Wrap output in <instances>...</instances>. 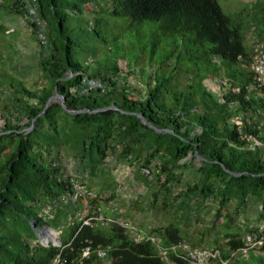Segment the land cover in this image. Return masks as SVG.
<instances>
[{"label": "trees", "instance_id": "obj_1", "mask_svg": "<svg viewBox=\"0 0 264 264\" xmlns=\"http://www.w3.org/2000/svg\"><path fill=\"white\" fill-rule=\"evenodd\" d=\"M33 1L37 2L38 12L48 25L46 32L52 46L48 50L41 49V64L51 78V85L31 89L21 80L9 77L8 88L15 92L13 102L19 105L16 108L25 121L5 123L0 128V155L6 151L0 161V264H50L58 253L63 264H164L166 259L174 264H193L184 257L183 247L187 242L183 241L181 227L176 223L153 229L151 236L158 240L155 242L147 236L142 239L133 236L120 223H101L97 220L98 212L89 216L88 224L62 225L55 214L51 218L42 216L41 206L17 200L14 179L18 161L37 172L43 199L74 198L69 180L61 178V166L56 160H45L38 151L42 146L60 145L59 128L64 130L72 147L77 148L78 159L85 164L82 170H87L88 174L101 167L104 157L115 146H120L117 153L120 159L136 152V148L154 146L157 154L169 159L156 168L158 178L166 173L162 186L175 176L168 162L176 166L181 159L190 157L197 163L199 179L186 194L197 193L205 199L216 194L222 204L254 196L261 200L264 212V160L258 149L254 147L252 152L248 147L253 139L264 140L258 137L256 119H264V83H259L251 68L253 53L246 48L244 16L227 14L218 0H108L107 13L130 17V27L151 21L156 24V37L159 32L181 40L180 47L162 51L159 60L173 56L177 68V65L183 67L184 57L187 59L183 68L189 77L184 86L172 83L162 71L154 75L148 72L146 81L140 83L145 85L142 89L130 85L117 60L125 57L134 64L140 53L147 54L145 51L132 53L136 47L109 46L108 51L116 52L113 64L98 66L92 71L74 58L77 48L72 29L66 24L61 9L81 12L86 4H97V0ZM13 4V9L24 16L19 0ZM101 20L93 16L89 30L108 43L106 29L98 28ZM31 26L36 33L33 24ZM255 36L264 43V29L256 30ZM156 48L152 47L147 54L150 59L155 56ZM137 70L143 74V69ZM82 75L99 78L106 84V91L81 96L72 94L71 85L78 83ZM208 75H222L229 85H223L225 90L220 97L206 87L204 79ZM53 92L63 97L68 109L87 111L70 113L62 108L59 98L51 100L43 110ZM62 117L67 119L64 128L60 124ZM237 119L240 124L235 122ZM44 124L54 133H44ZM152 155L146 160L150 161ZM114 217L116 219V215ZM21 221L24 228L20 229ZM33 221L38 227L52 224L58 228L60 246L51 242L48 245L32 243L36 236ZM68 226L71 233L64 239L61 231ZM171 245L177 248L168 249L164 259L160 247ZM243 245L241 236L231 235L219 254L221 262L252 258L254 264H264V246L258 248L260 254L253 250L246 259L231 256ZM86 246L91 251L88 257L81 258ZM98 247L106 249L105 258L97 256ZM229 261L228 264H232Z\"/></svg>", "mask_w": 264, "mask_h": 264}, {"label": "rangeland", "instance_id": "obj_2", "mask_svg": "<svg viewBox=\"0 0 264 264\" xmlns=\"http://www.w3.org/2000/svg\"><path fill=\"white\" fill-rule=\"evenodd\" d=\"M14 1L0 0V128L5 123L22 124L25 121L16 108L19 105L13 102L15 92L8 88L10 76L21 80L31 89L51 85V78L41 64L43 60L41 44L33 27L24 16L13 9ZM96 2L97 4L95 2L86 4V8L81 12L72 13L61 9L67 19L66 24L72 29L71 36L77 48L74 56L76 60L92 71L98 66L113 64L115 59L113 55L116 52L108 51L109 46L136 47L131 51L132 53L145 51L147 54L151 52L152 47H157L153 58L150 59L146 53H140L134 64L127 61L128 58H118V66L123 76L128 77L130 85L145 89V85L140 83L146 81L148 72L154 75L156 72L164 71L172 83L184 86L189 77L183 68L184 64H187V59L184 57V64L181 63L183 67L177 65V68L173 56L164 61L159 60L162 51L169 50L170 47H180L179 37L165 36L159 32L156 37V24L151 21L130 27V17H114L107 13L105 9L109 7L108 0ZM218 2L227 14H240L245 17V43L251 53L254 41L257 39L256 30L264 29V0H218ZM93 16L102 19L98 28L106 29L105 40L108 43L98 37L94 31L89 30ZM85 30L86 32H83ZM115 37L118 38L114 40ZM127 63L131 66H127ZM137 69H143V74H139ZM204 83L217 97H220L225 90L224 84L229 86L222 75H208ZM262 115L264 117V112ZM60 119V124L64 128L67 119L63 117ZM256 119L260 130L258 137L264 139V119L260 117ZM42 130L47 135L54 133L46 124L43 125ZM63 131L59 128L60 137H57V140L60 145L42 146L38 151L42 152L45 160H56L62 168L61 178L65 179L69 171L77 176L78 185L83 192L82 197L74 194L72 200L67 196H60L53 201L45 200L41 197L37 172L23 161L15 164L14 184L17 187V200L25 204L41 206L40 214L45 218H51L55 214L58 216V223L63 225L74 222L85 224L89 216L96 212L99 213L97 219L104 217L115 219L114 215H116L115 220L123 222L129 232L140 239L145 235L151 236L153 229L173 222L181 227V237L189 247L207 251L208 255L201 260L211 254L215 255L217 250L219 256L233 234L241 236L244 241L248 234L264 230L262 202L254 196H248L242 201L231 199L222 204L221 198L216 194L206 199L197 193L186 194L185 191L199 179L197 163L190 157L181 159L177 165L175 164L176 166L168 162L167 165L175 176L170 183L163 186L161 183L165 181L166 173L158 178L156 168L169 159L166 156L165 160V157L157 154L154 146L136 148V152L123 159L117 157L120 146H115V149L109 150L108 155L104 157L101 167L95 173L88 174L87 170H82L85 164L78 159L77 148L72 147ZM251 143L248 145L250 150L253 152L254 147L258 149L264 160V140L253 139ZM5 152L0 155V161L5 156ZM152 153L151 160L147 161L146 158ZM145 164H148L146 166L148 171L144 169ZM94 199H97L96 203L93 202ZM47 225L54 227L52 224ZM19 227L24 228L22 221ZM56 229L60 237V230ZM61 232H64V239L68 238L71 228L68 226ZM53 233L55 232L51 228L41 231V234L47 237L52 236ZM39 236L40 233L36 231L32 243L40 242ZM183 248L185 250L186 246ZM260 251L257 249L253 252L260 254ZM248 255L235 257L246 259ZM218 256L200 264H228L229 260L221 262ZM233 260L234 258L229 262L232 263ZM254 263L255 260L251 258L235 261L232 264Z\"/></svg>", "mask_w": 264, "mask_h": 264}, {"label": "built area", "instance_id": "obj_3", "mask_svg": "<svg viewBox=\"0 0 264 264\" xmlns=\"http://www.w3.org/2000/svg\"><path fill=\"white\" fill-rule=\"evenodd\" d=\"M19 3H20V7L23 8L24 10V18L29 22L30 25L33 24L36 30V35L41 44V49L48 50V48H50L52 44L46 32L47 22L45 18L39 14L37 2L33 0H19ZM252 48H253L252 49L253 61L251 64V68L255 72L256 79L259 81V83H264V43L257 38L255 39L254 45L252 46ZM106 89H107L106 84L99 78L82 75L78 83L71 85L70 92L72 94H77L78 96H81V95H88L97 90L105 92ZM235 122L237 124H240V121L236 120ZM144 169L148 171L147 168H144ZM76 177H77L76 175H73L72 172L69 171L65 179L69 180V183L72 185L75 196L82 197L83 192H82V189L78 185ZM105 218L106 217H104L103 219H97V220L101 221V223L103 224H108V222H117L124 226V223L121 221H117L115 219H105ZM90 219L91 218H89L85 224H88ZM126 228L128 229V227ZM135 237L139 238L138 236H135ZM147 237L150 238L152 241L158 242V240L154 236L147 235ZM184 246H186L184 257L189 262L196 263V264H200L203 261H208L209 259L210 260L214 259L216 256H218V252H219L217 250L215 251L216 252L215 255L211 254L206 259L201 260V258H204L205 256L208 255L206 254L207 253L206 250L201 251V249H194V248L189 247L187 244H184ZM262 246H264V230H259L257 232L248 234L244 240L243 247H240L238 250L231 253V256L244 257L245 255L250 254L251 251L256 250ZM175 248H177L176 245H171L170 247H160V249L162 250V257L166 259L164 255L165 252L168 249H172L175 251ZM90 251L91 249L89 246L84 247L81 252V258L88 257ZM96 254L99 258H105L106 249L98 247ZM176 255H179V254L176 252ZM179 256H182V255H179ZM50 264H63V260L59 253L56 254L50 260ZM106 264H109V262H107ZM164 264H174V263L166 259Z\"/></svg>", "mask_w": 264, "mask_h": 264}, {"label": "water", "instance_id": "obj_4", "mask_svg": "<svg viewBox=\"0 0 264 264\" xmlns=\"http://www.w3.org/2000/svg\"><path fill=\"white\" fill-rule=\"evenodd\" d=\"M57 98L61 99V101H62V103H61L62 108L65 109V110H67L70 113H75L76 114V113H79V112H85V111H87V110H84V109L83 110L68 109L66 107V105L63 103V97L60 96L57 92H53V94L51 96H49V98L47 99V101L45 103V106H44L43 110L46 108V106L48 105V103L51 100L57 99ZM35 224H36V222L33 221V227L35 228L36 231H38L40 233V236L39 237H40V243L41 244L48 245L50 242L52 244H54V245H60L61 244L60 237L57 235V233H53L52 236L50 235V237H47L44 234H41V231L42 230L47 231L50 228L53 229V230H55L56 232H58V230L56 228L51 227L49 225H47V226H39L38 227Z\"/></svg>", "mask_w": 264, "mask_h": 264}, {"label": "bare ground", "instance_id": "obj_5", "mask_svg": "<svg viewBox=\"0 0 264 264\" xmlns=\"http://www.w3.org/2000/svg\"><path fill=\"white\" fill-rule=\"evenodd\" d=\"M142 43V42H141ZM53 230V229H52ZM55 233H57L55 230H53Z\"/></svg>", "mask_w": 264, "mask_h": 264}, {"label": "crops", "instance_id": "obj_6", "mask_svg": "<svg viewBox=\"0 0 264 264\" xmlns=\"http://www.w3.org/2000/svg\"><path fill=\"white\" fill-rule=\"evenodd\" d=\"M19 22V20H17Z\"/></svg>", "mask_w": 264, "mask_h": 264}]
</instances>
